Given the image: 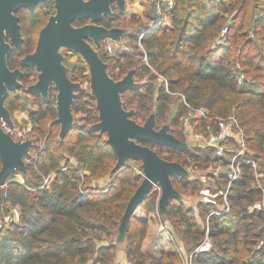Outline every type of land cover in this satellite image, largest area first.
<instances>
[{
	"label": "trees",
	"instance_id": "1",
	"mask_svg": "<svg viewBox=\"0 0 264 264\" xmlns=\"http://www.w3.org/2000/svg\"><path fill=\"white\" fill-rule=\"evenodd\" d=\"M213 3L215 13L208 11L203 0H173V6L168 9L161 0L152 1L148 25L142 24L137 30L141 34L139 42L142 46L138 56L147 61L139 64V72L130 69L134 63L127 53L107 57L101 51L106 49L103 45L106 40L98 46L91 40L89 42L106 64L107 73L113 80H120L130 70H133V77L139 73L148 77L139 88L121 95L125 110L127 104L136 101L131 119L137 124L141 125L139 121L150 113L156 123L167 118L173 96L165 90L164 84L154 95L153 80L157 75L153 71H156L166 77L168 89L179 94V108L172 125L182 119L189 108L203 107L212 118L234 116L243 131L245 144L255 150L246 158L257 161L264 152V0H214ZM116 5V2L111 4V17H103L98 25L112 27L111 23L118 19L113 12ZM35 9L22 8L15 13L23 41L19 50H13L7 58V65L10 70H21L19 81L22 82L28 80L32 68L23 66L17 56L34 51L38 33L47 21L36 32L30 28L26 17L18 16V13L22 10L34 13ZM165 12L172 19L169 25L162 23ZM228 13L232 15L231 24L221 41L217 36ZM84 21H75L74 25H81ZM249 32L253 34L252 38ZM128 38H136V35H128ZM233 60L239 63L244 75L253 74L249 83L244 81V87H241L243 80L238 83L234 66L230 65ZM74 81L78 82L77 79ZM12 93L4 102L9 113L16 106ZM127 95L130 98L125 100ZM33 98L36 109L29 113V119L37 126L38 136L46 138L45 147L33 159L36 165L33 182H7L0 191L3 213L15 207L19 212L17 220L9 221L0 229V264H115V243H102V239L116 233L126 208L122 202L134 193L128 187H136L132 183L138 177L123 166L114 170L116 156L107 143L106 133L92 128L98 122V110L91 93L78 91L71 108L72 116L85 112L88 123L80 127L74 122L65 136L57 141L52 132L59 125L56 123V98L49 95L46 100L40 96ZM153 100L155 106L151 107ZM47 119H53L50 128ZM205 122L201 120L197 126L204 127ZM70 139L73 142L66 150L88 162L92 173L105 167L107 160L115 161L110 170L112 180L105 191L82 190L79 171L69 165L60 168L55 150ZM168 148L171 153L166 157L159 150L155 152L167 162L183 165L174 155L182 151ZM189 156L193 160L200 159L198 155ZM204 159L208 160V155ZM261 165L262 187L254 185L255 171L250 164L242 165L241 175L228 187L226 175L221 176L223 188L227 187L228 210L209 214L217 209L206 204L200 218L207 221V232L198 227L189 216L192 209H185L180 200L172 199L167 204L164 216L173 220L177 232L188 244L190 264H264V212L252 208L264 188V161ZM51 173L53 176L46 186L44 177ZM171 181L173 187L175 183L180 189L189 185L181 177L172 176ZM157 200L158 193L151 190L140 207L147 215L154 213ZM147 228V218H130L125 247L128 263L177 264L178 253L162 252L159 256H152L142 251ZM206 236L211 240L209 249L197 250Z\"/></svg>",
	"mask_w": 264,
	"mask_h": 264
},
{
	"label": "water",
	"instance_id": "2",
	"mask_svg": "<svg viewBox=\"0 0 264 264\" xmlns=\"http://www.w3.org/2000/svg\"><path fill=\"white\" fill-rule=\"evenodd\" d=\"M43 1L0 0V124L3 121L13 126L4 102L10 92L21 87L18 82L22 76L21 70H10L7 65V58L13 50H19L23 41L15 13L22 8L33 11ZM113 2L123 8L124 0H54L55 13L40 29L34 51L24 56L21 64L39 71L36 83L26 89L28 94L46 100L51 85L57 90L56 123L60 125V138H63L73 125L71 108L74 92L79 86L67 77L57 50L66 47L79 53L87 64L91 95L96 100L98 110V122L92 128L106 133L107 143L116 156L114 170L121 168L130 159L142 162L143 179L130 197L118 226L117 242L120 243L126 238L128 222L134 211L153 187L158 186L160 189L157 208L163 212L170 200L180 199L171 177L187 176L180 164L161 159L147 144L168 146L176 150L188 148L169 132L168 124L157 130L154 115L149 116L142 125L131 119L133 112L123 108L121 95L139 88L141 84L134 81L133 70L128 71L120 80H113L107 73L106 64L90 44L89 40L98 46L102 40L118 42L128 36L125 29L98 25L103 17H111ZM87 19L91 20L90 24L74 25L75 21ZM7 37L13 47L6 41ZM31 146V140H13L0 125V185L11 174L25 170L23 159Z\"/></svg>",
	"mask_w": 264,
	"mask_h": 264
},
{
	"label": "rangeland",
	"instance_id": "3",
	"mask_svg": "<svg viewBox=\"0 0 264 264\" xmlns=\"http://www.w3.org/2000/svg\"><path fill=\"white\" fill-rule=\"evenodd\" d=\"M154 0H124L123 8L121 9L117 5L114 6L113 12L118 15V19L113 21L111 23L112 27L125 29L128 32V35H136V38H124L122 39V43L117 44L115 46L113 43L109 41H105L103 44L104 47L107 45H110L112 47L111 52H108L105 48V51L101 49V51L107 56H118L122 53H127L130 56V59L132 60V68L130 69H137V72L140 70L138 69L139 64L146 62L145 57L142 59L139 58L138 53L142 51V46L139 42V36L141 34L138 33V29H140V26L142 24L149 23V20H146V18H151L152 14L150 13V6L151 2ZM163 5H165L164 2H162ZM166 7V5H165ZM207 9L210 13L216 12V7L213 2H210L207 4ZM112 11V10H111ZM55 13L54 8V0H46L43 3H40L34 13H29L27 10H22L18 13V16L26 17L27 23L30 26V28L33 31H36L38 28L40 29L42 25L47 21L49 16H52ZM225 19L221 25L223 28L225 25L231 24L232 15L231 13L226 14ZM91 20H85L81 23V25L84 24H90ZM76 25V26H81ZM220 27V28H221ZM38 29V30H39ZM37 30V31H38ZM36 31V32H37ZM220 34V32H219ZM218 34V38L220 39V36ZM249 37H253V34L249 32ZM221 40V39H220ZM6 41L11 45V42L9 38H6ZM12 46V45H11ZM13 47V46H12ZM57 53L62 58V65L66 68V74L67 77L72 81L73 83L78 84L79 88L74 92L75 95L78 91H84L85 93H91L90 88V81H89V73L87 64L84 60V58L77 52H74V50L66 48V47H60L57 50ZM24 57V55L17 56V58L20 60ZM126 59L123 60V63H125ZM138 62V64L136 63ZM140 62V63H139ZM231 66H234V70L236 72L237 78L243 80L241 83V87L245 86L244 81H247L249 83L252 79L253 74L250 75H244L242 73V68L240 67L239 63L235 60H233L230 64ZM17 68V67H16ZM154 70V69H152ZM117 71V70H116ZM155 75V78L153 80V86H154V95H156V89L165 83L166 77L162 76L161 74H158L156 71H153ZM39 71H37L35 68H32L29 71V77L26 82L18 81L21 85L20 89L13 92L11 97L15 99V108L10 113V117L12 122L14 123V126L16 129H18L19 132L23 134L22 141L25 140H31L32 146L29 149L28 155H26L23 159V162L25 164V170L24 171H18L13 174H11L9 177L6 178L3 184L0 185V191L3 190L7 182H18L20 184H28L33 182L34 174L33 171L36 170V165L34 164L33 159L35 158L36 154L43 150L45 147V137H39L37 126L34 125L30 119H29V113L34 111L36 109V105L34 104V98L32 95L28 94L26 92V89L28 86H31L36 83L38 79ZM134 81L136 83L143 84L148 80V77H143L139 74L135 75ZM74 79H77V81H74ZM57 90L55 89L54 85H51L48 90V95L53 96L56 98ZM179 94L172 97L167 118L163 122L156 123L155 122V128L158 130L163 125H169V132L178 140L185 143L187 146V150H180L182 151L180 154L174 153L175 157L180 160V162L184 163L183 165L180 164L187 176L181 177L188 181L189 185L187 188L180 189L176 184L174 183L175 191H177L180 195V201L182 206L185 209H192V212H189V216L193 219V221L200 227L201 229H204L206 231V221H202L200 218V212L203 209H206V203L203 200L204 196H207L213 200L212 205L214 207L221 205L223 203V192L225 189L222 186V175H227L229 172L228 170V164L231 159V153L228 151L224 154L222 160H218L213 151H210L209 147L207 146L206 140L204 138L202 139H190L191 136H189V133H200L201 127L197 126L195 122L190 124L189 129L185 130L183 126V118L178 119L176 124L172 125L171 121L175 118L177 115V111L179 108L180 100L177 98ZM130 96L127 95L124 97L125 100L129 99ZM87 100V98H85ZM136 101L133 100L131 105L126 106V111H132L134 112ZM155 106V102L151 103V107ZM153 114H148L141 122V125L146 121V119ZM53 121V119H47V126L50 128V123ZM77 123L78 126L86 125L88 122L86 120V113H77L73 115V123ZM94 125V124H93ZM92 125V126H93ZM213 127V125H212ZM55 137V141L60 139V125H57L55 129L52 131ZM73 136V135H72ZM194 139V138H193ZM73 142V139H70L69 141L65 142L62 146L58 145L55 153L59 155V166L62 168L64 165H69L70 167L75 168L80 173V188L82 190H103L105 191L107 187H109V184L111 183L112 176L110 174V170L115 164V161L107 160L105 167L98 168L95 172L92 173V168L88 167V162L82 161L77 155L75 154H69L66 150V147L71 145ZM152 150L161 152V154L166 157L171 153L170 148L168 147H154L149 144H147ZM232 147V146H231ZM173 149V148H172ZM234 149L228 148V150ZM176 150V149H175ZM255 150H253L249 144H246V155H251L254 153ZM194 154L198 155L200 159L193 160L190 158L189 155ZM208 155V160L204 159V156ZM84 159V158H82ZM86 160V159H84ZM264 161V152L261 153V157L255 161L256 167H255V182L254 185L257 187H262V180H263V174L261 172L262 165L261 163ZM1 165V164H0ZM124 169H128L132 172V175H136L138 180H135L132 185H136V187H128V189H132L133 192L135 189L140 185L143 174H142V162L139 160H127L125 164L123 165ZM51 176H53V173L51 175H48L47 177H44L43 184L49 185ZM173 177H180L174 175ZM88 190V191H89ZM152 191L159 192L160 189L158 186H154ZM133 194V193H132ZM129 199V198H128ZM128 199H124L122 203H124L125 207L127 204ZM261 204L264 203L262 201V198L260 197L257 201ZM255 202V203H257ZM254 203V204H255ZM2 204H0V208ZM157 206V205H156ZM124 207V208H125ZM196 207V208H194ZM253 207V206H252ZM144 211V210H142ZM137 212L139 216H143V212ZM158 209L154 213H150L152 215V218L157 221V223L160 225H163L165 229H167L171 233L170 237V244L172 247L173 253H178L180 257L176 260L177 264H189V256L190 253L188 251V244H186V241L181 238L180 234L177 232V227H174L173 220L167 223V225H164L165 222V216L158 214ZM18 208H11L8 213H3V211L0 209V229L2 228V225L8 223L11 220H17L18 218ZM115 233V232H114ZM117 237H118V229L116 233L109 238H103L102 243H117ZM205 242L210 243L211 240L208 238L204 239ZM128 263V262H127ZM129 264V263H128Z\"/></svg>",
	"mask_w": 264,
	"mask_h": 264
},
{
	"label": "built area",
	"instance_id": "4",
	"mask_svg": "<svg viewBox=\"0 0 264 264\" xmlns=\"http://www.w3.org/2000/svg\"><path fill=\"white\" fill-rule=\"evenodd\" d=\"M205 3L209 4L210 2H213L214 0H203ZM161 2H164L167 9L171 8L173 6V0H161ZM164 5V6H165ZM228 31V25H225L221 31H220V39L221 41L225 38L226 33ZM141 38V35L139 36V39ZM106 50L108 52H111L112 47L110 45H107ZM146 59V58H145ZM238 83L240 84L242 80L237 78ZM165 90L171 95L175 96L177 95L176 92H171L167 87V81L164 83ZM184 101V100H183ZM201 120H205L204 127H201L200 133H194L193 136L195 139H202L204 138L206 140L207 146L213 150V153L215 157L218 160H222L223 156L226 152L231 153V159L228 164V170L227 173V187L236 180L241 175V167L244 164H250L254 171L256 167V162L252 158H246V144L244 139V134L239 126L236 118L234 116H229L227 118H212L209 115V111L203 107L192 109L189 108L187 114L183 118V126L184 129L187 130L190 127V124L195 122L197 125ZM1 128L3 131L8 134L13 140L15 141H22L23 134L18 131V129L15 128L14 123L13 126H9L7 123L1 121ZM213 125V127H212ZM231 150H228V148H232ZM226 187V189H227ZM261 198L262 201H264V188H261ZM160 191L158 192L159 197ZM203 200L208 203L212 204L213 200L207 196L203 197ZM223 211L228 210V203L226 199V190L223 192ZM253 209H257L264 212V203L261 204L259 202L255 203L252 207ZM221 211L215 210L212 211L209 214L212 213H219ZM208 231V223L206 221V232ZM206 241L208 240V237H205ZM210 247L208 242H203L197 250L199 251H205L208 250ZM189 264H190V258H189Z\"/></svg>",
	"mask_w": 264,
	"mask_h": 264
},
{
	"label": "crops",
	"instance_id": "5",
	"mask_svg": "<svg viewBox=\"0 0 264 264\" xmlns=\"http://www.w3.org/2000/svg\"><path fill=\"white\" fill-rule=\"evenodd\" d=\"M146 20H149V18L147 17ZM171 20H172L171 16L167 12H165L162 18L163 25H169L171 23ZM106 41L113 43L115 46H117V44L122 43V39L118 42L115 40H111V39H107ZM189 136H191L190 139L195 140L192 133H189ZM223 208H224L223 203L219 205V207L216 206V209L219 211H223ZM142 210L143 209L141 207H138L136 208L133 214V217H136L142 220H145L147 218L148 220V228H147L146 237L144 238L142 245H141L142 251L152 256H159L162 252L171 253L172 252V247H171L172 244H170L171 242L170 237L172 236L171 233L167 229H165L163 225L159 226L157 221H155L152 218L151 214L147 215L146 212ZM141 211L143 212V216H139V214L137 213ZM158 214L164 216V211L163 212L158 211ZM169 222L170 220L168 218H165L164 225H167V223L170 224ZM125 247H126V238L122 242L120 243L117 242L115 244V254H114L115 264H128Z\"/></svg>",
	"mask_w": 264,
	"mask_h": 264
}]
</instances>
